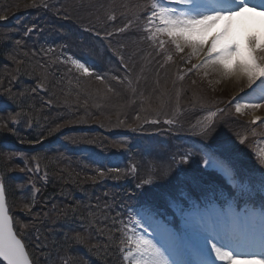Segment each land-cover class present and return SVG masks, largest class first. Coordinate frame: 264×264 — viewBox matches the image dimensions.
<instances>
[{
    "label": "trees",
    "instance_id": "trees-1",
    "mask_svg": "<svg viewBox=\"0 0 264 264\" xmlns=\"http://www.w3.org/2000/svg\"><path fill=\"white\" fill-rule=\"evenodd\" d=\"M6 6L12 12L11 15L26 9H31L34 12L40 10L39 3L22 10L20 7H12L9 4ZM51 10L52 16L56 12H61L56 7H51ZM0 14L4 13L0 10ZM26 16L37 18L38 14L32 12ZM72 23L74 25V22ZM1 32L0 99H4L5 95H10L11 108L4 101L0 103V178L3 179L6 193L10 198L12 195L29 207V200H22L26 197L18 198L20 196L15 189V183L21 182L23 185L26 183L29 177H26L27 173L24 171L32 167V157H36V163L41 164L42 169L47 173L46 180H40L38 186L41 198L39 213L27 216L22 208L18 209L15 201L14 204L10 203L9 209L12 210L13 218L15 215L26 224L37 223L42 217L43 220L50 217V221L51 218L57 217L54 219L55 223L60 224L59 227L64 232L57 239L49 235V238L47 237L42 243H39L42 253L40 256L45 257L42 263L63 264L62 261H69V264H118L116 262H119L118 259L120 260L119 247L122 244L121 241L124 240V229L132 219L135 210L139 209V205H142V202L136 198L137 195H140V189H137L136 185L141 184L148 177L150 169L155 166V163H165L169 169L157 167L158 172L153 183L142 187L149 195L142 201L164 209L166 216L173 215L169 205L170 200L165 204V197L172 189L182 188L185 190V196L195 198L200 203L214 201L221 191L216 185L218 177L205 170L201 165V158L204 152H208V149L196 151L190 155L189 163L180 164L182 155L190 154V148L200 144L202 138L215 142L213 144L215 151L231 163H246V166H252L255 169L261 165L251 142L254 134L249 131V126L244 121L233 114L231 107L226 106L223 112L213 118L215 124L210 136L198 135L200 128L197 129L198 132L191 133V130L194 129L193 123L199 126L205 123L204 118L207 110L225 99L222 94L211 91H206V94L205 89L200 88L204 92L202 93L197 87L196 96L193 97L189 92L193 88L192 84H186L188 91L185 92V98L176 102L174 97L177 90L183 85L175 80L172 71L169 74L170 78L167 77L162 82L156 81L155 75L152 76L153 81H149L150 84L147 85L149 88L145 90L148 101L136 98L133 101H128L130 99L128 97L130 96L129 89L119 86L117 79L106 77L105 81H101L94 76L80 75L70 70L71 67L68 65L59 62L54 50L53 55L44 51L38 43L41 34L38 37H20L18 40L21 43L18 45L4 37L5 35ZM20 34L22 32L17 31L15 34L11 33L9 37L16 38ZM7 56H15L17 60L13 63ZM88 78L99 83H95L98 86L95 88L98 91L96 100H94V96H91L89 89L87 91L86 88H83L82 83ZM39 86L42 89H39ZM202 96L204 98H201ZM105 98L106 100H125L127 108L121 114L127 119L131 118L134 125L147 119L150 121L149 118H152L150 116H153L152 113L158 109L160 112H164L165 121L172 120L174 123L172 125L164 123L165 143L161 146L160 153L150 161L135 163L139 165V168L135 174H130L129 177H124V172H121L117 179L115 174L108 173L107 169H103L105 175L101 177L97 175V171L100 169H95L92 166L76 168L71 173L67 172L64 169V164L68 162L64 158L76 150L71 160L77 164L76 157L81 154V152H77L78 146H89V150L97 156L101 154L102 148L109 150L114 146L126 154L131 148H135L134 143H137L141 138L139 134L124 136L125 139L130 140L128 143L131 148L119 140L124 129L109 127V121L116 120L119 116L112 117L105 113L108 109L109 113L118 112L119 107L110 103H100V99L105 100ZM103 106L107 108L103 110ZM153 106L156 108L152 110ZM200 106H202L201 110ZM195 109H198L199 112L190 114L191 112L195 113ZM185 114L186 118H183L182 115ZM7 115H14L15 120L10 121L9 118L2 121L1 118H5ZM80 122L83 125H78ZM149 127H151L150 123ZM127 129L133 130L134 127L130 126ZM58 132H62V134ZM104 132H109L110 136ZM241 134L245 135L243 144L236 142ZM68 135L73 140H69ZM39 138L42 139V142L36 146L26 143L28 140ZM57 138L59 142L62 141V138L68 139L70 146L66 154L53 147L52 144L56 142ZM225 139L232 142L221 143ZM18 143L22 145L18 146ZM18 151H23L28 158L27 165H22L21 161L18 162L11 156V153ZM83 169H87V171H83ZM260 176L261 179L264 178V168L260 170ZM92 177H96V179L93 180ZM91 183H93L92 186H90ZM95 185L97 186L94 187ZM150 186L154 187L151 191L148 189ZM106 189L109 191L107 194L110 198L109 203L97 211L94 216L90 217V212L83 211L82 208L78 209L80 202L83 204L86 198L91 199L92 190H100L104 195ZM74 200H77V203L73 204ZM100 200L101 198L98 199L97 205ZM13 205L14 208H12ZM52 205L55 207L54 211L51 209ZM47 211H50L49 215H47ZM34 228L31 223L29 227L15 229L21 240H24L27 251L32 249L27 241L34 244L33 241L37 237L33 234ZM76 232H83L88 237V241L80 243L77 247L78 250L69 251L67 254L69 257L64 259L60 254L67 245L69 247L75 242L73 233ZM28 234L30 238L26 239ZM31 259L34 261L33 254H31ZM74 261L76 262L74 263ZM119 263L122 264L121 260Z\"/></svg>",
    "mask_w": 264,
    "mask_h": 264
},
{
    "label": "snow or ice",
    "instance_id": "snow-or-ice-1",
    "mask_svg": "<svg viewBox=\"0 0 264 264\" xmlns=\"http://www.w3.org/2000/svg\"><path fill=\"white\" fill-rule=\"evenodd\" d=\"M175 6H162L158 0L151 4L149 23L155 28L145 29L151 32L147 38L154 42L158 40L159 47H165V41L160 36H167L177 52L184 47H190L193 55L204 53L201 64L193 65V69L205 66H219L226 75L246 77L252 89L255 102H235V112L243 114L246 110H256L264 107V0H170ZM48 7V5H44ZM251 14L253 19L259 18L260 30H248L243 36L236 33L238 18L247 19ZM110 19H115L110 16ZM217 25L221 27L217 28ZM127 25H125V28ZM36 25L28 27L25 35L33 32ZM124 29H120L123 31ZM99 35V33H97ZM21 41L17 40L16 44ZM15 60V57H12ZM171 59V57H169ZM71 63L85 75L91 76L92 70L79 58H72ZM191 71V69H190ZM97 79L103 77L97 76ZM247 95V94H246ZM223 112V109L219 110ZM217 115L209 112L206 122L200 125L198 135H211ZM260 121L254 117L252 123ZM264 122V121H261ZM157 123V121H153ZM172 125V120H166ZM241 137L239 143L243 144ZM264 165V149L255 154ZM190 162V154L181 157L180 164ZM204 164L222 174L226 183L233 189L230 202L200 203L183 192L170 201L174 209L171 220L160 219L159 214L151 206H142L135 210L133 222L128 229L132 234L121 243L125 245L123 260L129 264H238L243 259L244 264H264V253L247 255L237 252L239 241L252 236L259 231V246L264 249V178L253 181L241 177L228 161L210 150ZM139 165L133 163L127 169V174H135ZM28 171H32L28 169ZM36 171H39L37 165ZM124 171L119 167L107 169L115 173L116 178ZM98 176H104L105 171H97ZM93 180L96 177H92ZM152 179H145L136 188L151 185ZM35 186L33 185V188ZM262 199L253 203L255 196ZM245 201V206L237 210V203ZM30 210V209H29ZM152 229V232H149ZM79 239V237H77ZM0 264H33L26 251L25 244L17 236L13 219L9 215L6 202V188L0 178Z\"/></svg>",
    "mask_w": 264,
    "mask_h": 264
},
{
    "label": "rangeland",
    "instance_id": "rangeland-1",
    "mask_svg": "<svg viewBox=\"0 0 264 264\" xmlns=\"http://www.w3.org/2000/svg\"><path fill=\"white\" fill-rule=\"evenodd\" d=\"M7 1L8 0H1L0 1L1 2L0 3V10L2 11V13L5 14L6 17L8 15L10 16L12 14L10 9H7L6 5H8V4L11 5L12 7H20V10H22V9L28 8V7H30V6H32L34 4L37 5L38 3L42 2L43 0H20L19 2H18V0H9V2H7ZM138 1H140V0H138ZM134 2L138 3L139 5H141V3H140L141 1L137 2V0H134ZM53 3H59V1L53 0ZM63 5L66 8H69L68 0H65L63 2ZM132 5L133 4L130 3V7ZM139 9L141 10V12L144 10V9H141L140 7H139ZM125 11L128 12V17H130L133 14L140 13V12L135 11L133 9H129V10H125ZM125 11L122 10V13L125 12ZM239 19L240 18H238L237 21L235 22L236 23V33H238L240 35H244L246 31L252 30V28H254L250 24L240 23ZM0 31L7 32V34L4 37H6L8 40H11L13 43L16 42L20 37H22V35H19L16 38H13L12 36L9 37V35L11 33L15 34L17 32L15 27H13V28H5L3 30L0 29ZM183 51H184V54L186 55V57H188V59L190 61L194 62L195 65L201 64V61L204 58V53L203 52H200L198 55H193L192 54V49L190 47H187V46L184 47ZM12 57H15V56H11V57L7 56V58L14 63L17 60V58L15 57V60H13ZM192 69H193V65H192ZM193 71H195L197 73V75H198L197 77L190 78V82L192 83V87L193 88L191 90H189V92L192 94L193 97L196 96L195 94L197 93V90H198L197 87H198L200 92H202V93H204V92L200 88L205 89V93L206 94H207L206 91H210L211 89L213 91H215V90L216 91H223L222 95L224 96V98H231V100H233L234 104H235L236 101H240V102H255L254 96L257 95L258 92L255 93V95H254V93L252 92V89L255 88L256 85H253V86L249 87L246 77L243 78V80L245 79L243 83H242V81L240 83H235L236 82L235 81L234 84H233L232 80H226V79H223L221 77V75H222L221 71L222 70L218 72L216 70V66L205 65V66L193 69ZM223 76H226V75H223ZM167 77L170 78V75L167 74V75L162 76L160 78V81L162 82V81L166 80ZM132 80H133L134 83H136L134 80H137V79L135 77H133ZM95 83L99 84L98 82H96L95 80H93L91 78H88L87 81L82 83L83 86H84L83 88H86L87 91L89 89L91 96L92 97L94 96V100L97 99L96 95H97V92H98V91L95 90V88H98V86ZM131 88H133V87H131ZM148 88L149 87L147 85H144V89L139 90L138 93H136V96L134 95L135 97L128 96L130 98V99H128V101H133L135 98L139 99L141 101H144V100L148 101L146 93L144 91V90H146ZM181 88L179 90H177L176 96L174 97V100L176 102H180L182 99H184L185 98V92L188 91L186 84H184L183 87H181ZM5 96L10 97V95H5ZM201 98H204V97L202 96ZM100 103H102V104H106V103L109 104L110 103L112 105H116V106L119 107V111L118 112L109 113V109H108V110H106L105 113L107 115H109V116H112V117L119 116L118 119L113 120V121H109V125H110L109 127L110 128L122 127L121 129H124L123 134H122L123 137L124 136H130L131 134H139L146 144H150L151 142H153V138L154 137L157 138L158 140H161V138H160L161 135H159L158 133H162L161 131H159V128H161L160 126H162L163 124H162V122L160 120L161 119V114H160L159 109H158V111H155L152 114L154 115L153 116L154 117V121H157V123H159L160 126L156 125L157 123H154V130H151V129H148L149 128V120L148 119L138 123L137 125H134L133 122H131V118L127 119L126 117H124L123 114H121V113H124L126 108H127L126 104H125V100L124 101L121 100V99L106 100V98H105V100L104 99H100ZM261 103H264V101H261ZM220 104L224 105L225 102L222 101ZM146 105L148 107V102L146 103ZM215 105L216 104H214L212 106H215ZM106 108H107L106 106H103V110H105ZM155 108H156V106H153L152 110L155 109ZM200 110H201V108H200ZM157 112H159V113H157ZM197 112H199V110L195 109V113L191 112L190 114H196ZM127 113L129 114V111ZM244 114H246V116L248 118H252V120L256 116L260 117V120L264 119V107H261L260 109H256V110H246V111H244ZM13 117H14V115L13 116L12 115H7V116H5V118H1V119H2V121H6V120H8L10 118V121H11V120H13ZM182 117L186 118V114L182 115ZM91 124H96V123H91ZM78 125H83V124H82V122H80V123H78ZM130 126H133L134 129L133 130L127 129ZM241 126H244V125H241ZM193 127H194V129L191 130V133L198 132L197 129L200 128V126L199 125H195L193 123ZM58 133L62 134V132H58ZM241 137H245V135L241 134L236 140L237 143H239V139ZM201 141L204 144H206L208 147L212 146L215 143V142H212V141H208L206 138H202ZM257 141L261 144L260 150L264 149V136H263L262 139L258 138ZM225 142L228 143V142H232V141L225 139L221 143H225ZM148 147H150V145ZM137 156H139V155H137ZM137 156H134V155L130 154V157L128 158V161L131 160L134 157H137ZM18 157H19V159H21V161H23L24 164L28 163V158L26 156L19 155ZM118 158H119V155L115 156L111 160L110 163L113 165L114 162ZM97 163H99V161L94 159L92 161L93 167L96 168V164ZM31 165L34 168L36 167V165H37L36 164V157H32L31 158ZM123 166H124V164H121L120 168L122 170H125L124 173H123L124 177L131 176L130 174H127V169H128L129 166L127 164L124 167ZM157 167H160V168H163V169H169L165 165V163H155V166L151 167L150 173H149V175H148V177L146 179L150 178L153 181L155 180L156 174L158 172ZM205 168L209 169L206 165H205ZM41 169L42 168L39 166V171H35V173H34V171L32 170L33 173L29 172L27 174V176H26V177H29L26 180V183L24 185L19 183L18 186H17L18 189H16V191H18L19 196H20L18 198L26 197L25 199H22V200H26V199L29 200V202H30L29 203V207H27L24 203H22L19 200H17V198L12 197L11 191H10L11 198H10L9 194L6 193V202H7V206L8 207L10 206V203L14 204V201H15L17 203L18 209L22 208V211L27 216H32V214L40 212L39 209L41 207V203H40L41 202V198H40V194H39V191H38V186H39V183L41 181L46 179L45 173L42 175V173L40 172ZM64 169H66L67 172L71 173L76 168L71 166L70 164L66 163V164H64ZM210 170H212V169H210ZM83 171H87V169H83ZM213 171H215V170H213ZM118 182H120V181L118 180ZM33 185L35 186L34 188H33ZM92 185H93V183L90 184V186H92ZM96 186L97 185H95L94 187H96ZM229 192H230V189H227V193H225L224 196H223V197L226 198V200H225L226 203L230 202V200H231V194L232 193L229 194ZM96 194L98 196L101 194V197H99V198L106 199L107 195H105V194L103 195L102 191H100V190H92V193L90 195L91 199L86 198V201H84L83 204H82V202H80L78 204V206H79L78 209L82 208L83 211H88V212H90V210L92 209L91 210V214L94 216L96 214V208H97L96 206H97L98 199H99ZM75 203H77V200H74L73 204H75ZM242 207H244V206H243L242 202H240V208H242ZM12 208H14V205L12 206ZM31 209H32V211H31ZM51 209H52V211H54V209H55L54 205H52ZM48 212H50V211H47V213ZM9 214L11 215V217L13 216L11 209H9ZM47 215H49V213ZM55 218H57V217H55ZM55 218H51V221H50V217H48V219L46 218L45 220H43V217H42L41 220H39L37 223L30 222V224L31 223L33 224V228L36 227V228H34L33 234L35 236H37V237H35V239L33 241L34 244H32L29 241H27V244H29V246H31V248H32V249H30V251H28V253H29V255L33 254V258H34L33 259L34 260L33 263L34 264H44V263H42V261L45 260V257L40 256L42 253L40 252L41 248L39 247V243H42L45 240V238H47V237L49 238V235H51L52 238L57 239V238H59L60 236H62L64 234V232L59 227L60 224H56L55 223V220H54ZM12 219H13L14 229H16V228L17 229H21L22 227L26 228V227H29V225H30L28 223L26 224V222H21L18 219V217H16L15 215H14V218L12 217ZM15 226H16V228H15ZM149 232H152V229H149ZM73 235H74L73 237L76 239L75 242L70 244L69 247L67 245L66 248L64 249V251H62V253L60 254L61 256L64 257V259L66 257H69L67 255L69 253V251L78 250L77 247L80 245V243H83V242H85L88 239V237H86V235L83 234V232H76L75 234L73 233ZM77 237H79V239H77ZM28 238H30L29 234L27 235L26 239H28ZM248 239H254V240L259 239V231L257 230ZM22 241L24 243V240H22ZM104 257H106V256H104ZM35 261H37L38 263H36ZM75 262L76 261H74V263ZM62 263L63 264H69V261H62ZM116 263L119 264V262H116ZM124 263L129 264L128 261H124ZM238 264H244V261L241 260V261L238 262Z\"/></svg>",
    "mask_w": 264,
    "mask_h": 264
},
{
    "label": "bare ground",
    "instance_id": "bare-ground-1",
    "mask_svg": "<svg viewBox=\"0 0 264 264\" xmlns=\"http://www.w3.org/2000/svg\"><path fill=\"white\" fill-rule=\"evenodd\" d=\"M239 22L240 23H247V24H250L252 27H254V28H252V30L253 31H259L260 30V23H259V18H255V19H253L252 17H251V14H247V19H245V18H240L239 19ZM218 26L219 25H217V29H218ZM216 30V29H215ZM239 36H243V35H240V34H238ZM216 69L217 70H219V71H221V73H222V75H226L225 73H224V71H223V69L221 68V67H219V66H216ZM234 76V77H233ZM226 77H232L231 79H229V80H232V82H233V84H234V82L235 83H240L241 81H242V83L244 82V80H243V78L244 77H242V76H237V75H226ZM227 80V79H226ZM239 243H240V247H238L237 249H236V251H241V252H245V251H248V246L249 245H253V243L252 242H244L243 240H241V241H239ZM254 248L253 249H258V248H260L259 247V244H256V245H254L253 246Z\"/></svg>",
    "mask_w": 264,
    "mask_h": 264
}]
</instances>
